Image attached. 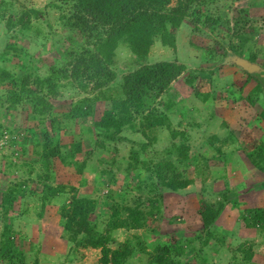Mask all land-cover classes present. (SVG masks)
I'll return each mask as SVG.
<instances>
[{
  "label": "rangeland",
  "instance_id": "1",
  "mask_svg": "<svg viewBox=\"0 0 264 264\" xmlns=\"http://www.w3.org/2000/svg\"><path fill=\"white\" fill-rule=\"evenodd\" d=\"M3 1L7 2V10L0 15V68L18 74L19 60L11 49L13 46L23 48L26 61L27 56L36 61L39 69L35 74L40 77L48 74V66L60 67L67 62V56L60 59L58 51L71 45L67 42L69 33L59 22L65 0ZM205 2L202 11L220 19L219 29L203 28L200 24L202 31L192 33L190 19L185 18L176 33L175 49L155 40L148 55L150 64L176 60L185 66L168 89L173 98L165 92L151 106L157 112L165 111L171 129L185 133L183 139H173L167 129L156 128L149 133L155 142L142 152L140 145L146 139L127 128L112 139L106 138L91 122L99 121L111 109L110 100L97 102L93 117L84 122L66 120L62 114L71 105L95 94L91 86L82 89L74 80L58 83L57 95L48 98L52 113L45 117L43 125L30 119L29 111L20 106L9 113L0 107V241L4 225L9 226L8 236L16 248L13 261L0 260V264H102L100 249L78 245L84 237L79 234V227L73 226L71 231L64 228L68 218H63L61 211L73 209V197L91 201L92 210L87 218L97 232L109 236L107 247L111 251L123 250L124 244H128L132 253L124 264H156L155 247L166 244L181 245L184 252L176 258L182 263L247 264L241 261V256L242 251L248 250L252 264H264V228H246L242 220L246 210L264 209V174L247 156L264 145V121H259L262 118L257 113L264 108V96L261 97L264 90L255 91L254 79V88L248 85L250 81L242 65L236 63L254 60L252 63L264 66V0ZM185 3L172 0L168 7L177 11L198 7ZM28 10L38 14L31 17L30 29L23 32L18 20ZM242 10H248V23L241 22L244 28L236 34L232 26ZM116 57L117 78L110 85L114 98L119 94L116 87L122 76L136 64L135 56L123 45L118 47ZM190 75L197 76L192 85L186 83ZM246 85V96L241 97L238 89ZM2 95L4 90L0 88ZM235 101L239 107L249 105L252 110L249 117H254V121L219 122L215 110L219 105L235 106ZM168 102L173 104L171 110H165ZM221 109L218 114L229 119V113ZM54 119L58 122L53 124ZM38 125L40 129H48L50 138H58L60 155H66L70 149L74 151L77 145L80 152H75L74 160L82 162L85 154H89L81 174L64 165L57 156L50 157L48 169L42 167L38 160L44 146L41 141L37 144L38 140L29 133ZM182 141L189 147L192 162L186 177L193 183L171 192L158 186L156 176L143 163L152 159V167L155 157L169 160L168 151ZM55 146L54 143L49 148ZM41 180L52 188L64 187L65 191L49 196ZM10 195L13 203L4 205L5 196ZM149 199L155 200L154 203ZM200 200L213 205L226 204L208 235L198 215ZM133 209L140 212L141 228L128 226L132 223Z\"/></svg>",
  "mask_w": 264,
  "mask_h": 264
},
{
  "label": "trees",
  "instance_id": "2",
  "mask_svg": "<svg viewBox=\"0 0 264 264\" xmlns=\"http://www.w3.org/2000/svg\"><path fill=\"white\" fill-rule=\"evenodd\" d=\"M171 1L65 0V10L61 14L59 22L61 27L73 36L68 34L67 37V42L71 44L70 47L58 51L60 59L67 56V62L60 67L48 66V74L45 77H40L35 74L36 70L39 69L36 61L33 60L32 62L28 56L26 61L23 48L19 49L13 46L11 49L19 60L16 66L18 74L14 75L0 68V88H3L5 95L0 96V107L9 113V111H14L16 107L20 106L25 111H29L30 119H37L43 125L46 120L45 117L52 113V106L49 104L48 98L57 95L58 83L63 80H74V83L82 89L91 86V90L95 94L92 97L82 98L71 105L69 110L62 114L66 120L79 119L84 122L93 117L97 102L110 100L112 102L111 109L105 111L99 121L91 122L93 127L101 130L106 138L112 139L114 134H118L122 129L127 128L146 139V143L140 145L142 152H145L155 142V138H151L149 133L156 128L167 129L173 139L177 137L183 139L185 133L171 129L165 111L157 112L151 106L165 92L169 94L170 98H173L174 94L168 89L171 83L184 72L185 66L176 60L158 61L150 64L148 62L149 50L155 40H158L162 46L174 50L177 40L176 33L180 30L185 18L190 19L193 28L192 33L202 31V28L198 27L200 24L203 28L215 29L217 27L219 29L220 19L213 18L202 11L206 5L205 0H183L188 6L194 3L198 4L197 8L194 7L189 11L186 9H180L181 11L169 10L168 6ZM56 7L61 8L59 5ZM6 10L7 2L0 0V15ZM247 13L248 10L238 12L232 26L233 32L235 29L236 34L242 32L244 28L241 22L248 23ZM37 14L38 12L35 10H28L20 15L18 23L23 32L30 29L31 17H35ZM77 37L78 40H76ZM120 45L130 50L131 54L135 56L134 62L136 64H133L134 68L122 76L119 86L116 87L119 94L114 98L110 94V85L117 78L114 66L117 60L116 52ZM230 49L235 50L232 46ZM210 55L208 54V57L213 58ZM248 61L252 63L254 60ZM246 75L247 81L254 79L257 82L255 91L264 90L263 78L248 73ZM196 79V75H190L186 79V83L192 85ZM247 99L253 103L249 97ZM170 104L173 106L171 102H168V105H165V110H171ZM261 116L264 119V108L261 111ZM51 122L54 124L58 120L54 119ZM52 127L50 130L54 131ZM40 128L38 125L33 132L29 133L32 138L38 140L37 144L41 141L44 146L43 154L38 160L42 167L48 169L50 157L57 156L64 165L73 169L77 174H81L89 154H85V160L82 162L74 160L75 152H80L77 145L74 147V151L69 148L71 152L67 150L66 155H60L58 138H50L48 129ZM54 133L57 132L54 131ZM54 143L56 144L55 148H49ZM258 150L248 152L247 156L264 174V145H259ZM188 151L189 147L183 145L182 141L174 150L168 151L169 160H161L162 158L158 156L159 160L156 157L153 159L156 160L154 166L150 167L152 159L147 164L143 163V166L156 176L158 186L171 192H177L193 183L192 179L186 177L187 169L192 163ZM172 158L174 162L171 161ZM134 161L137 163L136 160ZM257 163L259 164L257 165ZM179 167L183 170L180 171ZM41 182L44 185L45 193L47 192L49 196L65 191L64 187L52 188L46 181L41 180ZM262 185L264 187V182ZM71 190L75 191V188H71ZM5 197L4 205L10 206L14 201L12 195ZM159 197L161 198V196ZM159 197L158 199H160ZM73 199V209L70 211L62 209L61 211L62 217L68 218L64 222V228L71 231L73 226L79 227L81 231L79 234H83L84 237L81 238L78 245L82 248L100 249L102 264H124L127 257L132 253L128 244H124L123 250L111 251L107 247L110 241L109 236L97 232L87 218L90 210H92L91 201L86 199L75 200V197ZM149 201L154 203L155 200L149 199ZM199 204L198 215L202 227L208 235L226 204L220 202L213 205L203 200H200ZM130 218L132 223L128 224L129 227L141 228L143 226V220H141L140 212L137 209L131 210ZM242 220L246 228L256 226L264 228V209L246 210ZM8 228L9 226L4 225L0 260L10 263L9 261H13L15 258L16 248L8 236ZM205 241L207 242V240ZM155 250L156 255L153 261L156 264H189L182 263L176 258L184 252L181 245H157ZM251 259L250 251H242L241 261L243 263L252 264Z\"/></svg>",
  "mask_w": 264,
  "mask_h": 264
},
{
  "label": "crops",
  "instance_id": "3",
  "mask_svg": "<svg viewBox=\"0 0 264 264\" xmlns=\"http://www.w3.org/2000/svg\"><path fill=\"white\" fill-rule=\"evenodd\" d=\"M261 66V65H260ZM263 68H264V66H262ZM238 75H240V74H238ZM255 81L254 80H250V83L248 84V85H251V87H253L254 88V86H255ZM248 85H246V87L244 88L243 87V89L242 88H239L238 90H239V92H241L240 93V96L241 97H245L246 96V89H247V87H248ZM256 87V86H255ZM264 96V93H263V95H261V97H263ZM240 97V98H241ZM248 98V97H247ZM264 98V97H263ZM198 100H199V98H198ZM199 101H201V100H199ZM263 101V100H262ZM262 101L260 102V103H262ZM197 102L198 101H196V103L195 104H197ZM202 102V101H201ZM236 103H234L235 104V106H232V107H229V108H223V105H219V108H217V111H219L221 108V112L222 111H224L225 112V114L226 113H229V119H227V120H225V118H226V116H221L220 114H218V112L215 110V112H216V114H217V116H216V118L217 117H219L218 119H219V122L221 121V119H223L224 121H222V122H235V121H237V120H241L240 122H252V121H254L253 120V118L254 117H249V114L251 113V111L252 110H250V108H249V105H247V106H244V104L241 106V107H239V102H237V101H235ZM264 102V101H263ZM251 104H253V103H251ZM230 105H232V104H230ZM251 109H253V106H251ZM240 112H242V113H240ZM258 113V116L259 117H261L262 118V120H259L260 122H262V121H264V119H263V117L261 116V112L259 111V112H257ZM240 115H241V117H240ZM256 116H257V114H256ZM222 117V118H221ZM240 117V118H239ZM182 122H184V121H182Z\"/></svg>",
  "mask_w": 264,
  "mask_h": 264
},
{
  "label": "water",
  "instance_id": "4",
  "mask_svg": "<svg viewBox=\"0 0 264 264\" xmlns=\"http://www.w3.org/2000/svg\"><path fill=\"white\" fill-rule=\"evenodd\" d=\"M239 62H240V65H242V69L246 73L251 74V75H257L260 77H264V68L262 66H260L259 64H256V63L243 64V63H241L240 60L236 61V63H239Z\"/></svg>",
  "mask_w": 264,
  "mask_h": 264
},
{
  "label": "flooded vegetation",
  "instance_id": "5",
  "mask_svg": "<svg viewBox=\"0 0 264 264\" xmlns=\"http://www.w3.org/2000/svg\"><path fill=\"white\" fill-rule=\"evenodd\" d=\"M253 76H257V75H253ZM257 77H259V78H263V79H264V77H260V76H257Z\"/></svg>",
  "mask_w": 264,
  "mask_h": 264
}]
</instances>
